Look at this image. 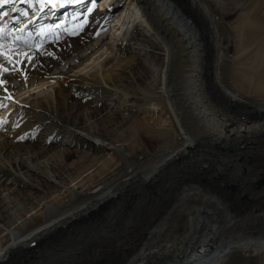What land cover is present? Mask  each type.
<instances>
[{
	"label": "bare ground",
	"instance_id": "1",
	"mask_svg": "<svg viewBox=\"0 0 264 264\" xmlns=\"http://www.w3.org/2000/svg\"><path fill=\"white\" fill-rule=\"evenodd\" d=\"M86 1L23 0L29 13L0 32V264H264L262 142L250 155L218 153L221 167L170 169L205 133L214 144L228 137L233 120L210 109L218 95L264 118V100L243 94L264 96L263 78L244 79L264 64V0H100L83 10ZM112 112L126 117L120 133ZM236 123L264 138V123ZM246 175L233 191L218 186V176L235 185ZM191 210L205 214L196 225L213 220V234L169 239ZM107 228L119 233L115 247L99 246Z\"/></svg>",
	"mask_w": 264,
	"mask_h": 264
},
{
	"label": "rangeland",
	"instance_id": "2",
	"mask_svg": "<svg viewBox=\"0 0 264 264\" xmlns=\"http://www.w3.org/2000/svg\"><path fill=\"white\" fill-rule=\"evenodd\" d=\"M100 1V0H99ZM227 4L229 3V0H224ZM223 1V2H224ZM88 2V1H87ZM87 4H89V3H87ZM86 4V5H87ZM85 7V6H84ZM227 7H229L228 5H227ZM230 18V17H229ZM229 18H227V19H229ZM14 25H15V27H17V25H19L18 23L16 24V23H14ZM232 31V30H231ZM231 31H225V32H227V34H225L226 36H229V35H231L232 36V34H233V31L231 32ZM225 35H223V37H225L226 38V36ZM231 36H230V38H231ZM227 39V38H226ZM226 39H224L223 38V43H225L226 42ZM230 40V39H229ZM249 49V48H248ZM260 65H264V64H261V62L257 59L253 64H250V66H251V72L244 78L245 80H247V81H250V80H254V81H256L257 79H259V78H263L264 79V68L263 69H261V70H259V66ZM249 66V65H248ZM247 66V67H248ZM151 72H152V74L154 73V69H153V67H151ZM228 73L226 72V74L223 72L222 73V75H221V77H220V79H221V81L226 77V86H227V88L229 89V90H231L230 89V87L228 86V82H230L229 80H230V78H228ZM231 81H232V79H231ZM232 83V82H231ZM235 87V86H234ZM236 88V87H235ZM236 89H238V88H236ZM241 93H243L242 91H240ZM244 95H247V96H249L251 99H254V100H257V101H262V100H264V96H255V97H252L251 95H248V94H246V93H243ZM89 100V99H88ZM222 98L218 95V106L217 105H211V110H212V113L213 112H215L216 113V115L218 116V118L219 119H221V120H225V121H231V120H233V121H231L230 122V124H228V126H226V130H225V132L227 133V136L228 137H225V136H223L222 134H220V135H218L219 136V139H218V143H216V144H220L219 145V149H218V146L216 145V144H214V143H212V142H214L213 140V137H209L208 136V134L207 133H205L206 134V136H204V137H202V138H200V143H195L194 145H191V146H188L187 148H186V146L185 147H183V148H181L180 149V154H181V156L180 157H178V158H182L183 157V159L184 158H188V159H185V160H178V159H176V160H174V164H173V166H171L170 167V169L171 170H173L175 173H179L178 171H179V169H181V167H183V166H180V165H182L183 163H186V164H183V165H189L188 167H186L187 168V170H196L197 168H199L201 165L199 164V163H203L204 165L205 164H207L208 166H216V167H218V165L221 167V165L223 164V163H220V160H219V162H218V153H222V154H226V155H244L245 153V156L246 155H250L251 154V150L254 148V143L256 142V141H258L259 140V142H262V145H260L261 146V148L260 149H258V151L260 152V153H262L263 151H262V149H264V138L262 137V136H258V138H256V140H254V137L252 136V138H250L249 136H251V135H248L246 132H242L243 130H242V128L241 127H238V126H235V129H237L238 131L236 132V133H234V134H236V135H238L237 133H239L240 132V135H238V138L236 139V140H232L231 139V133H233L234 132V126L232 125V123L233 124H235L236 122L237 123H240V125H250V123H256V122H258V123H264V118H259L258 116L257 117H255L256 115H252V114H247V113H245V112H243V111H245L247 108H245V107H241V106H237V107H234V108H232V107H230V105L228 104V102L227 101H225L224 99L222 100ZM225 102H226V104H225ZM262 102H264V101H262ZM212 103H214L213 101H212ZM225 105V106H224ZM229 105V106H228ZM112 106V105H111ZM137 107V110H138V114H139V117L138 118H140V119H148V116L149 115H151V113H143V111H146L147 109H145L146 107H143V106H136ZM239 107V108H238ZM89 108H91V107H89ZM233 109V110H232ZM236 110V111H235ZM240 112V113H239ZM118 113V114H117ZM215 113H213V115H215ZM218 113V114H217ZM245 113V114H244ZM115 114H117V115H115ZM119 114H120V112H112L111 113V116L113 117H110V119L108 120V121H110L111 119H113V120H111L110 121V123H109V127H110V129L111 130H116V132L115 133H120L121 132V130H123L125 127H126V123H127V120H126V117H125V119H123L122 118V120H121V118L120 117H122L123 115L122 114H120V116H119ZM241 114V115H240ZM244 114V115H243ZM160 112H155L154 113V116L155 117H159V118H162V119H165V116H163V115H160ZM264 114H262L261 115V117L263 116ZM221 117H223V118H221ZM252 117V118H251ZM224 118H226V119H224ZM258 118V119H257ZM249 119V120H248ZM250 119H252V120H250ZM126 120V121H125ZM239 121V122H238ZM244 122V123H243ZM236 123V124H237ZM243 123V124H242ZM248 123V124H247ZM117 124H119V125H117ZM262 125H264V124H262ZM232 129H233V131H232ZM127 130H125V132H126ZM207 131V130H206ZM231 132V133H230ZM242 132V133H241ZM243 133H246L245 135L246 136H242L241 134H243ZM229 134V135H228ZM222 135V136H221ZM224 137V138H223ZM230 138V139H229ZM244 138V139H243ZM263 138V139H262ZM209 139V140H208ZM222 139V140H221ZM229 139V140H228ZM240 139H242V140H240ZM238 140V141H237ZM245 141V142H244ZM223 142V143H222ZM232 142V143H231ZM222 143V144H221ZM199 144V145H198ZM210 144H212V146L210 145ZM221 145H223V146H221ZM248 145V146H247ZM197 146V147H196ZM210 146L212 147V149L210 148ZM251 147V148H250ZM251 149V150H250ZM179 150V149H178ZM213 151V152H212ZM226 151V152H225ZM216 152V153H215ZM243 154H242V153ZM198 153H200V154H198ZM230 153V154H229ZM230 155V156H231ZM73 157V156H72ZM240 161V163H241V160H239ZM228 162L229 163H231L230 162V160H228ZM228 162H226V163H228ZM164 171V173L166 172H168L169 171V169L168 170H163ZM241 173V172H240ZM246 174H247V172H245ZM158 176H160L159 174H158ZM247 176V175H246ZM259 177H261V176H259ZM160 178H162V176L160 177ZM169 178H175V176L174 175H170L168 178L166 177L165 179H169ZM218 186H221V188H223L222 186H224V185H226V189H227V192L229 191V189H231L232 191L234 190V188L235 187H237V186H239V185H241V184H244V183H247V178H249L248 176L247 177H245V179H242V182L241 181H238L237 180V184H235V185H233L232 183H228L227 182V177H224V176H218ZM262 178V177H261ZM164 179V178H163ZM221 179H222V181H221ZM160 181H161V179H159L158 178V180H157V182L155 181V187H157V184L158 183H160ZM223 182V183H222ZM187 183V186L186 187H188V188H190V187H192V186H194V183H192V182H186ZM222 183V184H221ZM221 184V185H220ZM233 185V186H232ZM128 186H123V188H121V189H125V188H127ZM247 187H249V188H254V186H252V184H250L249 186H247ZM154 189V188H153ZM219 191L220 192H223V189H219ZM226 192V191H225ZM253 191H244L243 192V194H245L246 196H251L253 193H252ZM255 192L257 193V191L255 190ZM252 193V194H251ZM251 194V195H250ZM260 194H261V192H260ZM147 208H149V206H147ZM146 208V209H147ZM130 209H128V208H126L125 210H123V212L120 214V215H122V218H124V216H126L127 214H128V211H129ZM187 211H189V208L187 207V209H186ZM185 212V213H182V217H184L183 219H182V221H183V223L179 226V223L178 224H176L175 225V227H178V228H176V230L174 231V235H172V236H170V238L169 239H174V238H176L178 235L177 234H179V233H181V232H184L185 230H187L188 232L187 233H185V235L184 236H187L186 238L190 241V242H192V244L194 243V242H196L199 238H206V236H208L207 234H213V232L211 231V229L213 228V229H215V226H211L210 225V223L213 221V220H211L209 217H208V219H205L204 220V223L203 222H201V224H199V225H196V224H194L198 219H200L201 217H203L205 214L202 212V211H194V210H191L190 212ZM121 219V218H120ZM207 224V225H206ZM205 225H206V228H205ZM195 226H196V228H195ZM115 229H118V228H115ZM110 230H114V229H112V228H107V232H105V233H98V234H101V241H103V244H99V246H103L104 248L105 247H115L116 245H118L119 244V242H120V240L117 238L118 236H119V233L117 232V231H110ZM182 235V234H181ZM180 235V236H181ZM211 237V236H210ZM104 239H107V243L105 244V242H104ZM217 240V239H216ZM100 241V242H101ZM191 243H188V245H190ZM183 246H185L184 244H180V249H182V247ZM186 247V246H185ZM166 254V255H165ZM164 254V252L163 251H160L159 252V254H158V256L157 257H159L160 255V257L159 258H157V261H164L165 260V258L164 257H166V256H169V254L167 255V253H165ZM175 254V253H174ZM163 259V260H162ZM157 264H159V263H157Z\"/></svg>",
	"mask_w": 264,
	"mask_h": 264
},
{
	"label": "snow or ice",
	"instance_id": "3",
	"mask_svg": "<svg viewBox=\"0 0 264 264\" xmlns=\"http://www.w3.org/2000/svg\"><path fill=\"white\" fill-rule=\"evenodd\" d=\"M10 0H0V5H3L5 3H9ZM28 59H31V57H28ZM11 62V60H10ZM4 71H6V69L3 68L2 65H0V74H2ZM21 75H23V73H21ZM5 81L3 79H0V87H3ZM10 98V97H7ZM0 123H2V121H0Z\"/></svg>",
	"mask_w": 264,
	"mask_h": 264
}]
</instances>
